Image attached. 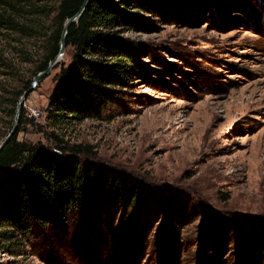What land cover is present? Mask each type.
<instances>
[{"label": "rangeland", "instance_id": "1", "mask_svg": "<svg viewBox=\"0 0 264 264\" xmlns=\"http://www.w3.org/2000/svg\"><path fill=\"white\" fill-rule=\"evenodd\" d=\"M5 1L18 23L0 30L15 89L47 53L57 1ZM141 4L116 27L136 72L110 87L111 102L79 123L49 117L73 52L65 47L24 98L16 129L20 141L55 148L54 133L84 145L83 160L136 178L163 202L102 199L97 210L49 215L16 250L0 248V264H264V0ZM14 116L0 104V142Z\"/></svg>", "mask_w": 264, "mask_h": 264}, {"label": "trees", "instance_id": "2", "mask_svg": "<svg viewBox=\"0 0 264 264\" xmlns=\"http://www.w3.org/2000/svg\"><path fill=\"white\" fill-rule=\"evenodd\" d=\"M56 1L55 28L35 74L56 57L65 21L79 11L85 0ZM141 3L142 0H87L79 17L69 24L65 47L73 48L71 59L60 64L55 87L48 96V115L56 123H79L94 117L92 107L111 102L110 87L122 86L136 72V62L116 27L131 15L128 8L143 9ZM4 5L6 1L0 0V30H13L18 23ZM14 74L13 63L0 49V104L12 117L18 99L31 83L28 79L22 87L9 89L6 81ZM25 120L21 106L19 121ZM18 131L15 129L0 150V248L16 250L32 224L45 225L49 215L65 219L71 211L97 210L102 199L130 207L158 197L136 178L83 160L78 154L83 148L87 150L84 145H62L63 141L52 133L57 143L50 148L18 140ZM156 200L163 202L162 198Z\"/></svg>", "mask_w": 264, "mask_h": 264}, {"label": "water", "instance_id": "3", "mask_svg": "<svg viewBox=\"0 0 264 264\" xmlns=\"http://www.w3.org/2000/svg\"><path fill=\"white\" fill-rule=\"evenodd\" d=\"M87 0H85L82 4V6L80 7L79 11L72 17L68 18L63 27H62V32H61V37H60V41H59V51H58V54L56 55V57L51 60L48 64V66L40 71L39 73H37L34 78L32 79V82L29 86L28 89H26L23 94L20 96L19 100H18V103H17V106H16V112H15V116H14V123L12 125V128L6 133L5 137L3 138V140L0 142V150L2 149V147L7 143V141L9 140V138L12 136V134L14 133L15 129H16V126H17V121H18V117H19V111H20V108L22 106V103H23V100L24 98L26 97L27 93H29L33 86L41 79L43 78L48 72L49 70L51 69V67L56 63L57 61V58L59 56H61L63 53H64V49H65V36H66V33H67V29H68V26L69 24L73 21V20H76L79 15L81 14L85 4H86Z\"/></svg>", "mask_w": 264, "mask_h": 264}, {"label": "built area", "instance_id": "4", "mask_svg": "<svg viewBox=\"0 0 264 264\" xmlns=\"http://www.w3.org/2000/svg\"><path fill=\"white\" fill-rule=\"evenodd\" d=\"M28 116L38 118L41 116V111L38 108L30 107L28 108Z\"/></svg>", "mask_w": 264, "mask_h": 264}]
</instances>
